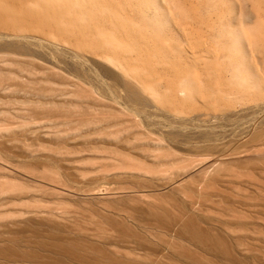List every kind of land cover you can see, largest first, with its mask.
<instances>
[{
    "label": "rangeland",
    "instance_id": "374dc122",
    "mask_svg": "<svg viewBox=\"0 0 264 264\" xmlns=\"http://www.w3.org/2000/svg\"><path fill=\"white\" fill-rule=\"evenodd\" d=\"M53 1L0 0V264H264V0Z\"/></svg>",
    "mask_w": 264,
    "mask_h": 264
},
{
    "label": "bare ground",
    "instance_id": "6f19581e",
    "mask_svg": "<svg viewBox=\"0 0 264 264\" xmlns=\"http://www.w3.org/2000/svg\"><path fill=\"white\" fill-rule=\"evenodd\" d=\"M36 1V0H35ZM39 1H42V2H46V4L48 5V6H50V7H52V9H54V10H56V6H55V1H53V0H39ZM48 2V3H47ZM57 3V2H56ZM63 3V2H62ZM6 6H4L3 5V7L2 8H4V10L6 9L5 8ZM26 11H29V9L28 10H26ZM33 10L32 11H29V12H27L28 14H33ZM231 48H226V52H229V53H231ZM125 59H129V58H131V57H124ZM216 70L214 69V68H207V70H206V77L207 78H209V79H214V78H216L217 77V73L215 72ZM183 90V89H182ZM246 156H248V155H245V156H241V155H238V154H232L231 156H228L227 158H218V157H214V158H212L211 159V161H210V163H209V165H204V166H202L198 171H203V169H204V171H206V168H208L209 166H212V165H216V164H221V163H224V162H227V161H233V160H239V159H241L242 157H244V158H246ZM208 170V169H207ZM196 172V171H195ZM194 172V169H191V170H189L188 171V173H191V174H193V173H195ZM96 192V191H95ZM98 192V191H97ZM85 193H87V192H85ZM89 193V192H88ZM91 193V192H90ZM98 194V193H97ZM97 194H95V195H97ZM100 195V194H99ZM139 195V194H138ZM85 195H83V197H84ZM87 196V195H86ZM90 196H92L91 194H90ZM98 196V195H97ZM137 196V195H136ZM96 197V196H95ZM138 197H140V196H138ZM85 198V197H84ZM91 198V197H90ZM93 198V197H92ZM100 198V197H99ZM86 199H88V197L86 198ZM97 199V198H96ZM141 199V198H140ZM154 204H156L157 202H153ZM152 205V204H151ZM106 206H108V205H106ZM153 206V205H152ZM157 206H159V204L157 205ZM161 206V205H160ZM159 206V207H160ZM139 207V206H138ZM155 207V206H154ZM106 208V207H105ZM110 208V207H109ZM113 208V207H112ZM136 208V207H135ZM135 208H133V209H135ZM156 208V207H155ZM158 209V208H157ZM121 210H124V209H121ZM121 210H119V214L122 212ZM138 210V209H137ZM116 211H118V210H116ZM126 211V210H125ZM150 211V210H149ZM98 212V211H97ZM128 212H129V214H130V211H127V214L126 213H124V214H126V216H130L129 214H128ZM117 213V212H116ZM123 214V215H124ZM118 215V214H117ZM122 215V214H121ZM132 215H133V213H132ZM131 215V218L133 217ZM107 217V216H106ZM123 217V216H122ZM134 217H136V216H134ZM154 218H156V216H154ZM153 218V219H154ZM159 218V217H158ZM125 219V218H124ZM123 219V220H124ZM129 218L127 217V220H128ZM151 219H152V217H151ZM157 219V218H156ZM115 219H113L112 221H113V224H114V221ZM132 220V219H131ZM130 220V221H131ZM119 221L121 222V220L119 219ZM135 221H136V219H135ZM145 222H146V220H144ZM144 221H140L141 223L143 222L144 223V226L145 225H147V223L145 224V222ZM152 221V220H151ZM150 220L149 221H147V222H151ZM154 221H156V220H154ZM154 221H152V222H154ZM120 222H119V225H116V226H114L113 228H114V230H115V232L117 231L118 233H120V235H119V237H120V239H124V237L125 236H130V233H127V230L125 229V227H124V225H126L127 224V221L126 220H124V222L126 223V224H121L120 225ZM132 222H133V220H132ZM151 222V223H152ZM157 222H159L158 220H157ZM160 222H162V221H160ZM110 223H112V222H110ZM123 223V222H122ZM138 223V220L136 221V224ZM142 223V224H143ZM148 223V224H149ZM156 223V222H155ZM173 223V222H172ZM112 224V225H113ZM118 224V223H117ZM140 224V223H139ZM141 224V225H142ZM152 224H154V223H152ZM158 223H156V225H157ZM160 224V223H159ZM128 225V224H127ZM130 225V224H129ZM132 223H131V227H132ZM171 225V224H170ZM149 226H150V224H149ZM151 226H153V225H151ZM169 226V225H168ZM127 227H130V226H127ZM134 225H133V230H134ZM159 227H160V225H159ZM172 227H173V224H172ZM171 227V228H172ZM150 228V230H152L153 229V227H152V229H151V227H149ZM158 227H156V229H157ZM168 228V227H167ZM175 228V227H174ZM130 229V228H129ZM162 229V228H161ZM131 230V229H130ZM137 230V229H136ZM169 230H171L170 228H169ZM177 230L178 231H180L178 228H177ZM176 230V231H177ZM135 231V230H134ZM134 231H132L131 233H134ZM141 231H143V230H141ZM174 232H175V229L173 230ZM130 232V231H129ZM136 232V231H135ZM155 232V231H154ZM171 232V231H170ZM112 233H113V231H112ZM111 233V234H112ZM145 233H147V232H145ZM156 233V232H155ZM176 233V232H175ZM116 234V233H115ZM136 234V233H135ZM134 234V236H136ZM177 235L178 234H181V233H176ZM118 235V234H117ZM150 236H151V234H149ZM107 237L106 238H110V236L108 237V235H106ZM134 236H132L133 238H134ZM144 236V235H143ZM146 236V235H145ZM156 236V235H155ZM104 237V238H103ZM102 238L103 239H105V236H103ZM114 237V236H113ZM122 237V238H121ZM131 237V238H132ZM129 238V237H128ZM132 238V239H133ZM154 238V237H153ZM161 238V237H160ZM102 239V240H103ZM119 239V240H120ZM127 240V239H126ZM129 240H131V239H129ZM150 240V239H149ZM113 241V240H112ZM132 241V240H131ZM88 242H90V241H88ZM120 242V241H119ZM150 242V241H149ZM148 242V243H149ZM71 243V242H70ZM126 243H129V242H126ZM147 243V244H148ZM151 243V242H150ZM83 244L86 246V247H84V249H86L88 252H92L94 255H97L98 257H100V258H102V259H104V261H105V263L103 262V260H102V262H101V259H99V258H94V259H89V257H86L85 255H80V259L81 260H84V261H89V262H91V263H93V264H145L141 259H143L144 260V258H146V260L148 259V258H150L148 261H150L151 260V256H153V258H155V259H153V260H151L150 262L152 263V262H154L153 264H162L161 262H163V261H160V260H157L156 259V257L158 258L159 257V255L161 256V254L160 253H162V252H156V251H152V248H148V247H146V249H144V251H142V247H137L138 249H135V248H131V247H126V246H128V245H120V244H122V243H115V242H111V239H110V241H103V243L101 244V245H99V244H97L96 242H91L90 244H87V243H84L83 242ZM152 244V243H151ZM149 245V244H148ZM174 245V244H173ZM145 246V245H144ZM175 246V245H174ZM71 249H74V244L72 245V246H70V247H68L67 248V250L69 251V252H71V253H73V255H78V254H76V253H74V251L73 250H71ZM85 250V251H86ZM88 252H86V253H88ZM175 253V252H174ZM178 253H179V251H178ZM178 253H176V254H178ZM164 254V253H163ZM171 255V254H170ZM175 255V254H174ZM164 256V255H163ZM166 256V255H165ZM160 258V257H159ZM166 258H167V256H166ZM170 258V257H169ZM161 259V258H160ZM145 260V261H146ZM143 263H142V262ZM167 261V260H166ZM169 262V261H168ZM149 263V262H148ZM166 263V262H165ZM170 263V262H169ZM172 263V262H171ZM170 263V264H171ZM147 264V263H146ZM178 264V263H177Z\"/></svg>",
    "mask_w": 264,
    "mask_h": 264
}]
</instances>
